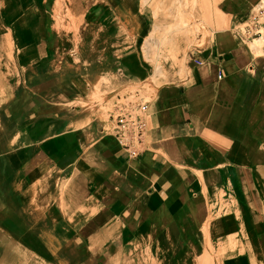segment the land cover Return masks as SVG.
<instances>
[{
  "label": "crops",
  "instance_id": "0c3cea01",
  "mask_svg": "<svg viewBox=\"0 0 264 264\" xmlns=\"http://www.w3.org/2000/svg\"><path fill=\"white\" fill-rule=\"evenodd\" d=\"M198 1L170 32L174 0H0V264L261 261L264 43L240 27L264 0ZM146 73L127 158L95 99Z\"/></svg>",
  "mask_w": 264,
  "mask_h": 264
},
{
  "label": "built area",
  "instance_id": "2783aa9c",
  "mask_svg": "<svg viewBox=\"0 0 264 264\" xmlns=\"http://www.w3.org/2000/svg\"><path fill=\"white\" fill-rule=\"evenodd\" d=\"M245 21L241 35L245 38L259 36L260 27L264 25V6L250 10ZM193 61L201 63L197 58ZM147 104L138 85H130L123 92L113 91L110 97L107 110V118L112 122L110 133L127 158H136L144 150Z\"/></svg>",
  "mask_w": 264,
  "mask_h": 264
},
{
  "label": "rangeland",
  "instance_id": "374dc122",
  "mask_svg": "<svg viewBox=\"0 0 264 264\" xmlns=\"http://www.w3.org/2000/svg\"><path fill=\"white\" fill-rule=\"evenodd\" d=\"M168 1L169 0H164V2H166V3ZM170 1L172 2L173 0H170ZM194 1L195 0H180L179 10L182 12L185 27H181V25L179 23V17H178V12H177V7H176V4H175V1H174V5L175 6H170L169 7V9H174L175 8V16H173L175 18V24L173 26H170L169 28H167L170 32H182V31H185V30L189 29L191 20H190V17L188 15L187 16L184 15L183 12H185V10H184V6L182 5V3L185 2V3L190 5V12H199V14H200L201 13V9L199 7V1L197 2V5H195L196 7L193 8ZM257 8L258 7H256L253 11H255ZM193 9H195V10H193ZM196 16H198V15H196ZM241 27H240V29L242 31ZM262 27H264V26H262ZM191 28L194 29V30L189 33L188 40L186 42L187 55H188V52L191 51L192 49H199L200 47H202L203 45H201L200 41L203 39V37L207 36V32H205L204 29H202V28L195 29V26H192ZM195 32H201V38L200 39L195 40V38L193 37V34ZM262 32H264V31H262ZM126 33H127V31L125 32V34ZM126 38H127V40L130 39L127 34H126ZM136 40H137V43H138V37H136ZM187 60H188V62L190 61L189 58H187ZM177 69H178V63L177 62H174V63L171 62V65L169 66L167 71H165L164 75L157 77L158 85H156V88L159 86L160 83L167 82L169 80H172L173 78H179V79L183 78L184 73L181 72L179 74L177 72ZM130 85H138L139 88L141 89V92H142L143 97L145 98V100H148L151 97V93H152V91L154 89V87L151 85V81H148L147 73H146L145 77L142 80L133 81L131 84L126 85V87L124 86L118 92L125 91L126 88L128 89V86H130ZM104 94L105 93H103V95L102 94H98L96 96L95 101H97V103H98V101H99V99L101 97H104V98H103L101 103L99 102V104L97 106H95L96 107V111L94 113V118L93 119L95 121H99V123L103 124V126L105 127L104 128L105 131H109V127L107 126V120H106L107 119V115H106V113H107V108H108V105H109V102H110V99H109L110 96L108 97V95H104ZM261 213H262V216L264 218V207L262 208V212ZM230 241H231V238L229 239V242ZM228 246H229V248H233L232 247L233 245L228 244ZM262 246L263 247H260V252H259V256L261 257V261L257 260V262H256L257 264H264V262H263V258H264V243H263ZM244 248L245 247L241 246V247H239L238 251L241 252ZM223 252H224V248L223 247L218 249L217 252H216V254L218 255L220 264H224V261L222 260L223 258L220 257ZM251 261H252V258H251ZM202 264H215V262L207 260V261H204ZM251 264H254V261H252Z\"/></svg>",
  "mask_w": 264,
  "mask_h": 264
},
{
  "label": "bare ground",
  "instance_id": "6f19581e",
  "mask_svg": "<svg viewBox=\"0 0 264 264\" xmlns=\"http://www.w3.org/2000/svg\"><path fill=\"white\" fill-rule=\"evenodd\" d=\"M175 1V4H176V7H177V12H178V17H179V23H180V25H181V27H185V25H184V20H183V15H182V12L179 10V7H180V0H174ZM264 3V2H263ZM261 4L259 7H262V6H264V4ZM258 7V8H259ZM257 10V9H256ZM242 30H243V27H242ZM264 30V27H260V35L258 36V37H260L261 35V37H260V39H258V40H254L253 41V43H254V47H257V48H261V46H262V44L264 43V36H263V31ZM258 37H255V38H258ZM253 45V44H252ZM145 99V98H144Z\"/></svg>",
  "mask_w": 264,
  "mask_h": 264
}]
</instances>
